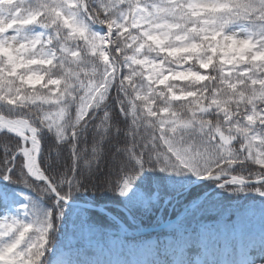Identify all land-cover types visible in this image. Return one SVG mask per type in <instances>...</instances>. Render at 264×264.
<instances>
[{
    "label": "snow or ice",
    "instance_id": "6c2138e0",
    "mask_svg": "<svg viewBox=\"0 0 264 264\" xmlns=\"http://www.w3.org/2000/svg\"><path fill=\"white\" fill-rule=\"evenodd\" d=\"M223 194L264 264V0H0V264H257L211 258Z\"/></svg>",
    "mask_w": 264,
    "mask_h": 264
},
{
    "label": "trees",
    "instance_id": "16d2710c",
    "mask_svg": "<svg viewBox=\"0 0 264 264\" xmlns=\"http://www.w3.org/2000/svg\"><path fill=\"white\" fill-rule=\"evenodd\" d=\"M224 197H227V194H223V197L221 198V203L223 208L226 210V222H230L231 220L236 219V213L237 212H247L250 217V222L248 226L244 230L243 237H240L239 235L233 237L229 236L224 240H230L231 242L227 243H219L217 246H213L211 249V258L216 259L218 261H240L243 260L246 250L244 247V244L249 241H255L261 239V211L262 206L259 203L258 198L249 197L247 200L240 199L236 200L235 198L229 200ZM109 208L112 209L113 215L117 216L118 219L125 224L127 227H134L137 226L136 224H130V222H127V217H122L119 214V209L116 208L114 205H109ZM181 209L179 206H177L175 209L172 208L171 212L168 214V211L165 213L168 215V218L172 217L175 212H179ZM166 215V216H167ZM107 219V217H106ZM143 219V225L144 227L154 226L153 222L148 218H141ZM216 216H207L204 217V220L206 222H212L216 220ZM117 228H119V225H115ZM69 237H71L69 235ZM99 239V238H97ZM81 242V241H80ZM66 258V257H65ZM114 258V253L113 257Z\"/></svg>",
    "mask_w": 264,
    "mask_h": 264
},
{
    "label": "rangeland",
    "instance_id": "374dc122",
    "mask_svg": "<svg viewBox=\"0 0 264 264\" xmlns=\"http://www.w3.org/2000/svg\"><path fill=\"white\" fill-rule=\"evenodd\" d=\"M171 210H172V208L171 207H169L168 209H167V211H168V214L171 212ZM118 215H120V216H122V217H126V216H123L122 214H120V212H119V214ZM156 215L157 216H160V215H163V219H168V215L164 212V213H160V212H158V213H156ZM167 215V216H166ZM118 228L116 227V226H113V228H112V231H116ZM127 230H129L128 228H127ZM163 238V235H160V239H162ZM157 240H159V239H157V238H155L154 240H152V242H156ZM69 242H71L72 244H76L77 243V241H74V240H72V238L71 237H68L66 240H63V241H60L59 243H61V245H62V251H65V253H68V252H70V250H69V248L68 247H66V246H64V245H67ZM76 242V243H75ZM85 243H81L80 245H83L84 246V248H85V250L90 254H92L93 252H95V248L94 247H89L88 246V241H84ZM93 244H95V241H93L92 242ZM87 245V246H86ZM199 253V251L198 250H196V249H193L192 251H190V252H188V253H186V257L188 256V258L190 259L191 258V260H193V261H196V260H201L202 258H200L198 255ZM150 256H151V254H150V252H148V255L145 257V258H150ZM116 257L117 258H121V259H126V258H124L120 253L118 254V252H116ZM260 258H261V252H260V240H255V241H250V242H248L247 243V246H246V254H245V256H244V258H243V260H249V259H255L256 261H257V263H259V261H260ZM134 259H141V258H139V257H135ZM129 260H131V259H129Z\"/></svg>",
    "mask_w": 264,
    "mask_h": 264
},
{
    "label": "water",
    "instance_id": "95a60500",
    "mask_svg": "<svg viewBox=\"0 0 264 264\" xmlns=\"http://www.w3.org/2000/svg\"><path fill=\"white\" fill-rule=\"evenodd\" d=\"M112 215V214H111ZM113 216V215H112ZM122 225V224H121Z\"/></svg>",
    "mask_w": 264,
    "mask_h": 264
}]
</instances>
